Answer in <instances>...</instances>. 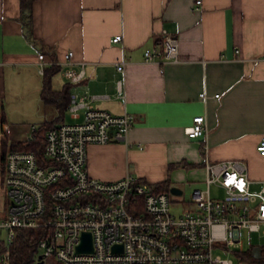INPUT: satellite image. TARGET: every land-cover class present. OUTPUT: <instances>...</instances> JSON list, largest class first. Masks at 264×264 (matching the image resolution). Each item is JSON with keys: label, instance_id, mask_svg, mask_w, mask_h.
<instances>
[{"label": "crops", "instance_id": "crops-1", "mask_svg": "<svg viewBox=\"0 0 264 264\" xmlns=\"http://www.w3.org/2000/svg\"><path fill=\"white\" fill-rule=\"evenodd\" d=\"M196 1L35 0L28 39L19 0H0V85L5 74L8 83L18 80L17 68L37 71V53L50 63L72 51L73 68L83 62L86 76L70 86L58 67L49 122L82 121L83 110L78 118L68 106L58 113L55 100L65 86L68 94L93 97L97 109L133 116L124 140L87 147L88 174L104 182L130 175L151 188L167 181L190 210L192 191L204 188L205 162L264 165L255 149L264 136V0ZM163 31L177 39L178 63L145 62L143 51L159 46ZM115 35L121 42H110ZM119 61L123 72L115 70ZM56 76L59 87L52 85ZM40 85L41 98L42 76ZM195 116L204 117L206 131L188 138L184 128ZM247 175L264 180L263 172Z\"/></svg>", "mask_w": 264, "mask_h": 264}, {"label": "built area", "instance_id": "built-area-1", "mask_svg": "<svg viewBox=\"0 0 264 264\" xmlns=\"http://www.w3.org/2000/svg\"><path fill=\"white\" fill-rule=\"evenodd\" d=\"M121 40L115 35L110 42ZM72 57L67 51L63 61L47 63L44 53H37L38 74L64 66L65 81L70 86L82 84L84 63L75 69ZM143 59L178 63L176 37L163 31L159 46L146 48ZM114 67L123 72L125 61ZM92 99L70 93L67 110L73 118L83 110L82 121L58 122L46 129L42 162L30 151H10L0 162L4 177L0 189L3 186L8 199L7 209L0 207V245L9 247L17 230L34 229L42 231L34 264L38 255L60 264H234L231 257L214 255L215 250L232 254L237 264H264V244L239 249L244 233L248 243L253 233L259 241L264 237V180L251 181L238 160L207 161L204 188L191 193L192 209L172 213L167 193L153 192L130 175L111 182L95 179L86 169L87 147L124 140L133 116L97 109ZM205 131L203 116L193 117L184 128L188 138L201 137ZM36 134L32 125L23 141H33ZM255 149L264 157V136ZM252 184L259 187L252 189ZM211 186L222 189L223 196L212 197ZM83 232L91 235L90 253L76 252ZM255 247L258 257L251 254Z\"/></svg>", "mask_w": 264, "mask_h": 264}, {"label": "rangeland", "instance_id": "rangeland-1", "mask_svg": "<svg viewBox=\"0 0 264 264\" xmlns=\"http://www.w3.org/2000/svg\"><path fill=\"white\" fill-rule=\"evenodd\" d=\"M16 71L20 74L18 80L8 83L5 74V81L0 85V103L2 106L3 115L5 116L6 120L4 124H6L7 127L5 130V127L0 123V136H6L9 141H23L32 125L38 127L43 122H49L56 114L53 104L49 101L42 100L38 95V92L41 88V76L37 73L35 68H17ZM60 84L61 82L57 80V76L54 78V80L52 79L53 86L59 87ZM47 98L48 100L50 99L49 97ZM245 165L248 169L250 177L252 170L253 172L264 173V165L254 160L245 161ZM3 179L4 177L0 173V184L3 182ZM258 187V184H252V189H256ZM0 194L2 195L0 198V207L6 210L8 206V199L6 198V191L4 190L3 186L0 189ZM167 194L172 201V213L180 212L183 209H186L183 207L185 204L180 202L182 201L179 199L180 196H172L169 192H167ZM210 194L214 198H221L223 196V190L217 186H211ZM251 237L252 241L251 243H248L247 234L244 233V238L241 245L242 248L239 249L246 251L249 248V244H264V237H262L260 241L257 238V235L254 233L251 235ZM3 247L4 246L0 245V261H3L5 264L4 259L10 251L6 247H4L6 248L4 251ZM213 253L214 255H220L221 257H231L234 259V264H237L232 254H223L216 250ZM37 254L38 250L36 251L35 255ZM49 263V260L44 261V264Z\"/></svg>", "mask_w": 264, "mask_h": 264}, {"label": "trees", "instance_id": "trees-1", "mask_svg": "<svg viewBox=\"0 0 264 264\" xmlns=\"http://www.w3.org/2000/svg\"><path fill=\"white\" fill-rule=\"evenodd\" d=\"M35 0H19L20 20L23 26L25 36L28 39H32V20H31V6ZM57 66H51L45 69L43 74V86L41 91V99L44 101H50L47 97L52 93L50 78L57 72ZM53 94V93H52ZM58 98L56 108L59 114L65 112L66 107L69 104L68 87L65 86L63 90L57 93ZM4 122V116L2 112V106L0 103V123ZM52 126V122L43 123L37 127V134L33 141H9L6 136H0V162L4 156L10 151H30L33 152L38 162L43 161V145H44V132ZM170 185L167 181H163L155 184L152 187L153 192H169ZM140 210V208H139ZM41 230L34 229H22L15 232V238L13 243L6 247L9 249L8 255H6L4 261L5 264H34L36 246L41 239ZM3 247V250L5 249ZM250 256V255H249ZM0 264H4L0 261ZM49 264H60L50 261Z\"/></svg>", "mask_w": 264, "mask_h": 264}, {"label": "water", "instance_id": "water-1", "mask_svg": "<svg viewBox=\"0 0 264 264\" xmlns=\"http://www.w3.org/2000/svg\"><path fill=\"white\" fill-rule=\"evenodd\" d=\"M169 193L171 195H178L180 194V191L175 188V187H170L169 188ZM115 250V247L113 248ZM76 252L81 253H90L92 252V242H91V235L88 232H83L81 235V243L76 247ZM253 257H258L259 256V249L257 247L252 249L251 252ZM37 262L35 264H44L43 257L41 255L37 256Z\"/></svg>", "mask_w": 264, "mask_h": 264}]
</instances>
